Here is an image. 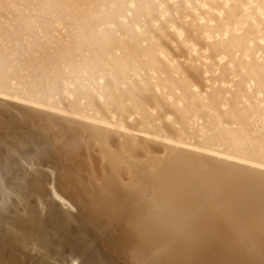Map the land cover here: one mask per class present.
I'll use <instances>...</instances> for the list:
<instances>
[{
  "label": "bare ground",
  "instance_id": "1",
  "mask_svg": "<svg viewBox=\"0 0 264 264\" xmlns=\"http://www.w3.org/2000/svg\"><path fill=\"white\" fill-rule=\"evenodd\" d=\"M0 132L10 190L51 139L105 188L88 211L19 217L46 261L0 264H92L109 242L133 252L109 264H264V0H0ZM119 199L141 204L132 225Z\"/></svg>",
  "mask_w": 264,
  "mask_h": 264
},
{
  "label": "rangeland",
  "instance_id": "2",
  "mask_svg": "<svg viewBox=\"0 0 264 264\" xmlns=\"http://www.w3.org/2000/svg\"><path fill=\"white\" fill-rule=\"evenodd\" d=\"M30 125L31 126L34 125V127L36 126L34 129L38 130L40 134L41 133L44 134V132L46 131L45 129H43L42 127L36 124L31 123ZM13 133L14 130H11L10 134L8 135H12ZM47 138L50 141L51 138L49 136ZM1 140H2V136L0 132V143ZM56 144H58V142H54V141L52 142V139L48 143L49 146L48 148L52 150L51 152H53L52 155L54 159H52V157L49 156H44L42 157V159L39 158V160L37 158V159H32L31 161L29 159L28 161L25 159L27 157L25 149L22 152L23 155L20 158L15 159L16 165L14 167V171L10 172L9 176L12 177L13 179L18 177L22 178L20 181L21 183L20 188H18L15 185L14 186L11 185L10 187L12 188V190H10L7 186H5L0 182V250H8L12 252L14 255H18L19 257L25 258L29 262L38 263L40 261H46V260H42L43 258L41 257V255L39 256L36 254H32L30 248L36 242L35 236L24 232L26 230V227L29 226V223L33 224L34 220L29 222L28 225H26L25 222L19 221L20 220L19 217H21L24 214H27V212L37 213L36 211H43V210L47 211V213L49 214L50 213L58 214L60 216L75 215L76 214L75 209L80 210L81 212L90 210L89 209L90 206L88 204L92 203L91 198L95 192L99 194H105V188L103 189L98 188L93 190L90 189V187H92L97 182L95 178L90 177V179L87 181H81V174L77 169V166L79 167V164L77 162H69V161L68 163H66L64 157L61 158L60 156L61 152L58 146L55 147ZM56 157H58L60 160L58 158L56 159ZM90 158H91V154L86 152L81 157V161L84 163L86 161H89ZM58 160L60 163H62L63 165L66 164L68 167H63L62 164L59 165V162L57 163ZM53 166L59 167L58 170H54L52 168ZM66 168L68 170H66ZM51 170L54 171L51 172ZM71 173H73V175ZM61 174L63 175L71 174L72 176V179L69 184L70 188L66 192L61 191L59 189L60 183L58 181H53V182L50 181L49 184L42 185L44 182V175L45 176L49 175L50 178L52 179L55 177L57 178V176ZM28 184H34V186L38 187L39 190H42L45 194L39 198L31 195V193L28 192L29 191L27 187ZM53 184H56V186L59 189L56 196L55 194H53L52 191ZM81 192L83 193L84 198L80 197L81 198L80 200L76 196L77 194H81ZM117 202L119 204H123V201L121 199H119ZM140 203L142 202L140 201ZM140 205L141 204H138L137 202H133L129 205L123 204V206L119 207L118 211L116 210L114 214L117 216L129 215L127 221L129 222L130 225H132L134 222H136V220L139 219L137 218V215L141 214L138 211ZM144 207H145L144 209L147 210V207L146 206ZM122 222H123L122 220H119L118 221L119 225H121ZM55 224H56L55 219H50V218L48 219L49 227L53 228ZM51 234L52 232L48 233V235L46 236L47 245H49L50 247L53 246L54 244V242H52L54 240L50 238ZM130 234L135 235L137 234V231L132 229ZM112 238L115 239V236L113 235ZM133 241L135 242V240ZM101 246L102 247H100L101 249L99 250V254L95 255L93 260L91 259L92 262L90 263L109 264L111 263V261H114L116 259L117 255L119 258L117 257L116 261L117 260L120 261V259L122 260L124 258V256L122 255H126L125 257H128L130 253L131 254L133 253L132 250L130 251V249L128 250V248L126 250L125 249L123 250L125 251V253L127 252V250L129 251L126 254L124 252H123L124 254H122V250L116 252L114 248L115 245L111 242ZM119 253L121 255H119ZM105 257L108 259H106Z\"/></svg>",
  "mask_w": 264,
  "mask_h": 264
}]
</instances>
